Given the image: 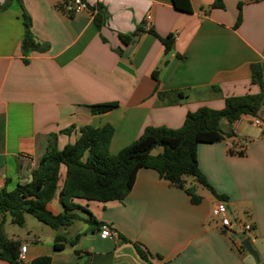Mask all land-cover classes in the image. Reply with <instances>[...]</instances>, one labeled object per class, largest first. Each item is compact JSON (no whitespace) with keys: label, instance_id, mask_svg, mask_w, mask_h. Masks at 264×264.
<instances>
[{"label":"crops","instance_id":"1","mask_svg":"<svg viewBox=\"0 0 264 264\" xmlns=\"http://www.w3.org/2000/svg\"><path fill=\"white\" fill-rule=\"evenodd\" d=\"M85 1L88 9L78 13L70 0H12L0 11V190L31 180L52 137L62 149L82 126L110 124V152L116 154L149 126L179 128L189 111L222 109L228 96L261 90L252 83L251 66L260 65L264 78V0H222L223 7L190 0L192 12L176 9L172 0ZM99 12L105 17L98 24ZM27 30L37 47L24 52ZM121 35L131 38L124 42ZM108 104L115 106L92 111ZM249 118L222 120L230 136L198 145L199 167L212 186L187 177L200 203L142 167L123 201L80 200L73 210L78 219L52 232L40 223L30 228L26 220L22 230L7 232V213L0 216L2 232L27 246L25 264L41 256H50L51 264H264V128ZM242 149L245 154H237ZM65 171L63 165L58 192ZM218 202L226 203L233 220L252 226L246 237L258 258L242 244L238 227L234 233L220 224L213 212ZM48 208L64 211L58 193ZM100 223L117 236L103 237ZM57 234L80 237L56 250Z\"/></svg>","mask_w":264,"mask_h":264},{"label":"trees","instance_id":"2","mask_svg":"<svg viewBox=\"0 0 264 264\" xmlns=\"http://www.w3.org/2000/svg\"><path fill=\"white\" fill-rule=\"evenodd\" d=\"M12 0H6L0 5V11L7 8ZM174 7L180 11L192 12L190 0H172ZM214 6L223 7L222 0H215ZM105 15L99 12L96 21L101 23ZM27 20V16H26ZM28 21V20H27ZM26 21V24L29 23ZM241 16L238 18V23ZM137 33L132 34L135 35ZM124 42L130 40V35H121ZM165 51L172 47V38L163 39ZM23 51L37 47L32 41L29 30L22 41ZM252 83L260 86L259 93L231 95L226 97L222 109L201 107L186 114L184 123L179 128L166 126H149L142 135L118 153L110 152V144L114 127L110 124L102 127L85 125L80 128V136L74 143L58 148L55 137L49 139L46 152L37 167L32 171L31 180L19 183L13 190H0V216L9 213L13 223L23 226L25 215L31 214L40 222L59 229L72 224L78 215L73 212L80 208L78 201L107 203L123 201L130 193L140 168H152L158 171L160 177L172 185L184 189L193 203H200L202 196L196 192V186L187 181L192 176L195 182L212 189L207 177L199 167L197 148L200 143H214L225 139L230 134L221 127L222 120L234 122L243 114L256 115L264 103V78L258 64H253ZM158 78V71L154 72ZM177 95L182 96L179 92ZM115 104L93 105L94 113H103L114 108ZM68 131H70L68 129ZM162 150L156 154V147ZM230 153H234L232 149ZM244 155L245 149L237 151ZM66 166L65 178L59 190L62 166ZM64 211L55 214L48 204L57 195ZM88 221L99 224L93 217ZM3 220L0 219V259L17 263L20 243L8 239L2 232ZM103 223H100L102 225ZM80 235L67 240L65 235L57 234L54 248L61 250L65 243L76 244ZM139 255L150 261L149 254L141 245L135 244ZM30 264H51L50 256H41Z\"/></svg>","mask_w":264,"mask_h":264},{"label":"built area","instance_id":"3","mask_svg":"<svg viewBox=\"0 0 264 264\" xmlns=\"http://www.w3.org/2000/svg\"><path fill=\"white\" fill-rule=\"evenodd\" d=\"M70 10L72 12L78 13L88 9V4L85 0H70ZM145 28L150 30L152 28V16L148 14L146 16ZM244 115V114H243ZM250 116L249 122L252 126L258 128H264V103L262 104L259 113L256 115L248 114ZM214 215L219 218L220 224L229 231L236 233L235 228H239L241 234L247 235L252 229L249 223H245L242 220H233L228 212V207L225 202H218L214 208ZM101 235L106 238H115L117 232L112 230L110 225L103 223L101 225ZM27 251V246L22 245L20 247V252L17 260V264H25V253Z\"/></svg>","mask_w":264,"mask_h":264},{"label":"rangeland","instance_id":"4","mask_svg":"<svg viewBox=\"0 0 264 264\" xmlns=\"http://www.w3.org/2000/svg\"><path fill=\"white\" fill-rule=\"evenodd\" d=\"M221 127L224 129V127L222 125H221ZM243 143L245 144V142H243ZM250 143H251V141H248L245 145L248 146ZM161 150H162V147L158 146V147H156V148L153 149L152 153L153 154H156V153H158ZM188 179H189V182H193L194 181L193 180L194 178L192 176H188ZM205 191H207V190H205ZM7 215H8L7 216V226H6V229H5L7 232H9V229H11V228L16 229V230H22L23 229L22 227H25L26 226V225L21 226V225H18L16 223H13L12 224L11 221H10L11 215L10 214H7ZM25 220H26L27 226H29L30 228H34L35 225H39V223H40V225H42L44 227V229H46L47 231H49V232H52L53 231L52 230L53 229L52 227H50V226H48V225L40 222L37 218H35L31 214H26L25 215Z\"/></svg>","mask_w":264,"mask_h":264},{"label":"water","instance_id":"5","mask_svg":"<svg viewBox=\"0 0 264 264\" xmlns=\"http://www.w3.org/2000/svg\"><path fill=\"white\" fill-rule=\"evenodd\" d=\"M240 239H241L242 244L244 245V247H246V249H248L255 257L258 258V253L253 248V245L251 243L250 238L249 237H246L245 234H240Z\"/></svg>","mask_w":264,"mask_h":264}]
</instances>
